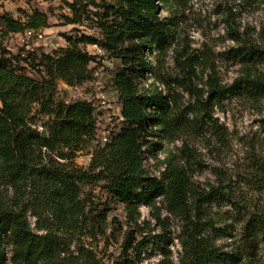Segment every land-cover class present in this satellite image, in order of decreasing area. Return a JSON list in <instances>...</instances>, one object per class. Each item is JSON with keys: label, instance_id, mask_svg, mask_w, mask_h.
<instances>
[{"label": "trees", "instance_id": "obj_1", "mask_svg": "<svg viewBox=\"0 0 264 264\" xmlns=\"http://www.w3.org/2000/svg\"><path fill=\"white\" fill-rule=\"evenodd\" d=\"M65 1L73 11L69 22L80 23L94 14L100 35L66 34L70 46L53 52L27 47L13 52L5 38L27 28L42 31L50 25L48 14L33 8L25 22L9 13L0 15V264L7 263L10 245L15 264H63L68 237L80 232L89 220L100 229L107 220L104 210L91 208L83 198V186L101 182L113 198L129 204L163 196L169 210L183 221L179 264H238L264 252V206L243 220L238 244L225 250L209 232L233 237L232 224L227 222L233 216L224 213L217 222L207 216L206 208L227 194L219 188L198 189L189 167L175 159L167 163L160 179L150 177L143 150V133L149 125L170 132L217 128L211 101L221 103L228 93L258 99L264 96V81L247 75L227 86L211 76L209 98L204 100L205 91L192 81L197 62L189 59L184 62L187 73L182 79L165 82L170 89L166 94L158 87L142 91L140 78L152 71L145 51L153 46L165 48L173 37L171 23L160 15L161 4L167 0ZM233 39L239 44L237 56L264 62V48L258 42L236 32ZM82 43L97 44L121 62L112 84L123 126L97 146L87 168L78 166L76 157L97 133V106L86 100L56 98L59 80L79 85L91 77L89 64L96 56L82 49ZM29 66L38 69L36 75L29 73ZM173 85L196 98L199 106L186 108L193 118L178 109ZM188 157H194L192 150ZM260 171L264 173L263 166ZM30 216L36 218L35 226ZM140 245L139 253L148 246ZM79 252L87 264H97L92 251L81 247ZM114 264H132V260L125 257Z\"/></svg>", "mask_w": 264, "mask_h": 264}, {"label": "rangeland", "instance_id": "obj_2", "mask_svg": "<svg viewBox=\"0 0 264 264\" xmlns=\"http://www.w3.org/2000/svg\"><path fill=\"white\" fill-rule=\"evenodd\" d=\"M33 8L48 14L50 25L41 29L52 39L46 45L31 40L30 46L37 52L69 47L66 34L100 35L94 14H91L92 19L80 23L69 22L67 17H72L73 11L65 0H0V15L9 13L24 22L25 15ZM160 15L171 23L173 37L165 48L153 46L145 51L152 71L140 78L142 91L158 87L166 94L170 89L165 82L182 79L187 73L184 62L189 59L197 62V75L192 81L205 91L204 100L209 98L211 76L220 85L227 86L247 75L264 81V62L245 61L237 56L235 48L239 44L233 39L236 32L264 48V0H167L161 4ZM5 45L13 52L27 47L14 33L5 38ZM80 47L96 56L89 64L91 77L79 85L59 80L56 98L65 102L91 100L97 106V133L76 157V164L87 168L94 150L103 144L102 136L109 133L111 139L123 126L121 105L112 84L121 62L109 57L97 44L82 43ZM37 70L29 66L31 75H36ZM101 90L114 101L111 109L98 105ZM171 92L177 99L178 109L185 117L193 118L194 114H187L186 108L198 107L196 98L175 85ZM211 102L210 112L219 125L217 128L200 131L182 128L170 132L149 125L143 133L144 159L150 177L160 179L167 163L175 159L189 167L198 189L219 188L227 198L233 199L229 202L227 198H219L206 208L207 216L217 222L224 213L225 217L233 216L227 221L232 224L233 237L209 232L212 239L229 250L239 242L243 220L264 206V173L260 171V167H264V96L252 99L240 93H228L221 103ZM39 124V128L45 130L40 121ZM189 150L194 157H188ZM104 185L105 182L83 186V198L91 208L104 210L106 222L100 229L89 220L80 232L69 236V246L62 254L63 264H71L72 260L85 264L79 257L81 247L93 252L97 264H114L125 257L130 258L132 264H179L183 221L169 210L163 196H155L148 203L129 204L113 198ZM30 221L35 226L34 216H30ZM141 242L148 246L139 253ZM12 249L11 245L7 247L6 264H15L11 260ZM238 264H264V252Z\"/></svg>", "mask_w": 264, "mask_h": 264}, {"label": "built area", "instance_id": "obj_3", "mask_svg": "<svg viewBox=\"0 0 264 264\" xmlns=\"http://www.w3.org/2000/svg\"><path fill=\"white\" fill-rule=\"evenodd\" d=\"M23 45H26L29 49L34 50L35 48L30 46L31 40H36L40 42L41 44H50L52 42V39L47 37V35L44 33V31L36 30L33 28H27L24 32L16 34ZM88 102H92L91 100H86ZM93 103V102H92ZM114 101L109 97L106 92L101 90L98 94V105L105 109H111L113 107ZM95 105V104H94ZM109 133H106L104 136H102V143H106L109 140Z\"/></svg>", "mask_w": 264, "mask_h": 264}, {"label": "water", "instance_id": "obj_4", "mask_svg": "<svg viewBox=\"0 0 264 264\" xmlns=\"http://www.w3.org/2000/svg\"><path fill=\"white\" fill-rule=\"evenodd\" d=\"M42 135H43L44 137H46V131H45V130L42 131Z\"/></svg>", "mask_w": 264, "mask_h": 264}]
</instances>
